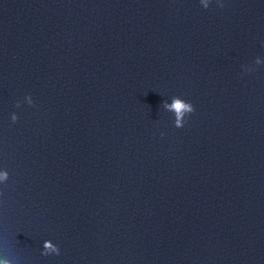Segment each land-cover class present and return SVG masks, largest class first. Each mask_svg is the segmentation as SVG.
I'll return each instance as SVG.
<instances>
[{
	"label": "water",
	"instance_id": "obj_1",
	"mask_svg": "<svg viewBox=\"0 0 264 264\" xmlns=\"http://www.w3.org/2000/svg\"><path fill=\"white\" fill-rule=\"evenodd\" d=\"M0 173L7 264H264V0H0Z\"/></svg>",
	"mask_w": 264,
	"mask_h": 264
},
{
	"label": "clouds",
	"instance_id": "obj_2",
	"mask_svg": "<svg viewBox=\"0 0 264 264\" xmlns=\"http://www.w3.org/2000/svg\"><path fill=\"white\" fill-rule=\"evenodd\" d=\"M202 2L204 3V8H208L209 0H202ZM222 6L223 5H221V7ZM166 107H168L170 110H173L175 112L176 126L178 128L183 127L185 123V121L183 120L185 113L191 114L195 110L193 105L190 102L186 103L179 98H174L172 104L166 105ZM13 119H15V117H13ZM6 178H7V173H0V179H6ZM45 248L50 249V250H55L53 249V246L49 242L45 243ZM0 264H7V262L0 261Z\"/></svg>",
	"mask_w": 264,
	"mask_h": 264
}]
</instances>
